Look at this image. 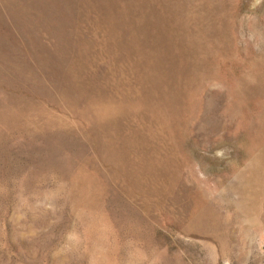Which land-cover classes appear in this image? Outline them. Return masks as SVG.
<instances>
[{
	"label": "rangeland",
	"instance_id": "1",
	"mask_svg": "<svg viewBox=\"0 0 264 264\" xmlns=\"http://www.w3.org/2000/svg\"><path fill=\"white\" fill-rule=\"evenodd\" d=\"M0 264H264V0H0Z\"/></svg>",
	"mask_w": 264,
	"mask_h": 264
}]
</instances>
